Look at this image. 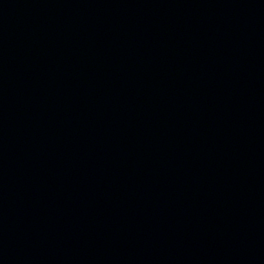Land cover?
Listing matches in <instances>:
<instances>
[{
    "label": "water",
    "instance_id": "obj_1",
    "mask_svg": "<svg viewBox=\"0 0 264 264\" xmlns=\"http://www.w3.org/2000/svg\"><path fill=\"white\" fill-rule=\"evenodd\" d=\"M0 264H264V0H0Z\"/></svg>",
    "mask_w": 264,
    "mask_h": 264
}]
</instances>
